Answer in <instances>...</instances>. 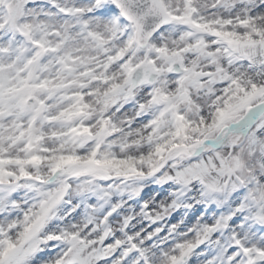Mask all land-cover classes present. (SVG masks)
<instances>
[{"label":"snow or ice","instance_id":"snow-or-ice-1","mask_svg":"<svg viewBox=\"0 0 264 264\" xmlns=\"http://www.w3.org/2000/svg\"><path fill=\"white\" fill-rule=\"evenodd\" d=\"M0 264H264V0H0Z\"/></svg>","mask_w":264,"mask_h":264}]
</instances>
